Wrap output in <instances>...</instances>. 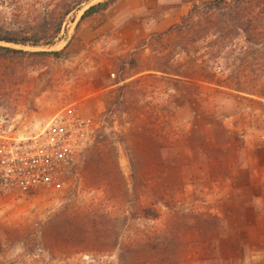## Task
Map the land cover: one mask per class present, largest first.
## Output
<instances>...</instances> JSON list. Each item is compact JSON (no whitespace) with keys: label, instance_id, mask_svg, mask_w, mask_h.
<instances>
[{"label":"rangeland","instance_id":"1","mask_svg":"<svg viewBox=\"0 0 264 264\" xmlns=\"http://www.w3.org/2000/svg\"><path fill=\"white\" fill-rule=\"evenodd\" d=\"M64 1L0 0V22L38 21ZM101 1L72 11L52 46L2 43L26 51L0 58V117L10 134H36L58 113L88 119L92 131L54 183L0 189V264H264V246L243 244L224 193L216 197L241 157L227 156V142L239 146L245 133L260 145L256 154L264 150V99L217 85L244 52L246 74L257 68L263 83L264 61L251 54L258 46L233 32L226 71L200 81L205 43L187 54L178 35L149 38L181 22L190 0H116L80 21ZM67 43L59 57L30 53ZM169 63L187 77L155 71ZM250 81L240 82L254 92Z\"/></svg>","mask_w":264,"mask_h":264},{"label":"trees","instance_id":"2","mask_svg":"<svg viewBox=\"0 0 264 264\" xmlns=\"http://www.w3.org/2000/svg\"><path fill=\"white\" fill-rule=\"evenodd\" d=\"M90 0H66L58 9L53 10L48 17L41 20L17 23L13 26H6L0 22V58L11 55L25 54L23 49L13 48L2 43L15 44L21 46L42 47L52 46L57 39L66 21V17L74 10ZM116 0H104L87 6L80 16V21L86 17L97 14H103ZM192 7L189 13L181 19V22L175 23L166 30L159 33H152L150 39L154 36L158 40L164 37L178 35L183 41L181 51L189 53V45L196 43H205V51L200 64L197 65V76L202 81L204 79L213 80L215 72L218 70L225 72L226 62L229 59L230 42L232 33L243 35L248 43L253 42L251 54L254 61L263 59L264 61V34L261 33V27H264V0H190ZM144 41V40H143ZM192 41V44H190ZM203 47V45H201ZM69 47V43L61 50H45L30 52L35 55L59 57L64 54ZM262 47V49H261ZM240 62L237 68L231 70L225 76V80L217 82V85L227 87L237 93L258 96L264 99V82L260 84V72L257 68L253 70V75L246 74V62L249 54L244 52L240 56ZM223 62L226 67H222ZM135 62H133L134 64ZM164 75L184 79L187 77L186 71L177 70L168 64L166 68H159ZM264 72V70H260ZM185 73V74H184ZM208 75V76H207ZM246 75V76H245ZM242 77L252 79L251 88L254 92L247 91V86L240 81ZM124 80V79H123ZM122 81V80H121ZM218 81V80H216ZM232 85L230 86V82ZM257 81V82H256ZM177 83V82H176Z\"/></svg>","mask_w":264,"mask_h":264},{"label":"built area","instance_id":"3","mask_svg":"<svg viewBox=\"0 0 264 264\" xmlns=\"http://www.w3.org/2000/svg\"><path fill=\"white\" fill-rule=\"evenodd\" d=\"M0 117V189L30 192L54 183L81 154L92 131L91 122L77 114L58 113L36 133H9Z\"/></svg>","mask_w":264,"mask_h":264},{"label":"crops","instance_id":"4","mask_svg":"<svg viewBox=\"0 0 264 264\" xmlns=\"http://www.w3.org/2000/svg\"><path fill=\"white\" fill-rule=\"evenodd\" d=\"M154 26L150 31H155ZM243 144L239 146L227 142V156L231 152H239L241 157L234 161L230 168L234 174H228L225 179V187L216 190V197H224L228 206L233 210L235 228L243 233V244L251 248L264 246V150L255 147V140L251 135L242 134ZM217 138L211 139V144ZM232 143V145H231ZM248 152V157L246 153ZM211 184L221 186V183L213 178ZM253 256L259 260L261 252L253 251Z\"/></svg>","mask_w":264,"mask_h":264}]
</instances>
